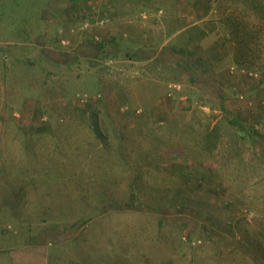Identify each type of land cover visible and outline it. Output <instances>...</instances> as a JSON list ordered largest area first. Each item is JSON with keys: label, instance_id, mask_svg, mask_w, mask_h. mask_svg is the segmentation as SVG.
<instances>
[{"label": "rangeland", "instance_id": "1", "mask_svg": "<svg viewBox=\"0 0 264 264\" xmlns=\"http://www.w3.org/2000/svg\"><path fill=\"white\" fill-rule=\"evenodd\" d=\"M68 1H0V264H264V0Z\"/></svg>", "mask_w": 264, "mask_h": 264}, {"label": "crops", "instance_id": "2", "mask_svg": "<svg viewBox=\"0 0 264 264\" xmlns=\"http://www.w3.org/2000/svg\"><path fill=\"white\" fill-rule=\"evenodd\" d=\"M69 1H68V5L66 6L65 10L64 11L60 10L61 16H60L59 23H57L58 30L62 31L63 32L62 34H64V36L65 35L67 36L66 33H68L67 38H65L62 35H61V37L63 39H66V41H67L66 46L69 49H70V47H72L73 44H75V42H77V45H76L77 46V50H76L77 54L78 53H80L81 55L85 54L87 51H90L89 46H91L92 52L94 51L93 48H95V51L92 53V55H94V54L96 55L97 52H99V48H100L99 46H100L101 42H100V39L98 38L99 36H97L96 34H93V32H92L93 28L92 27H94V25L97 26L98 23H99V25L104 24V23H101L103 20H101L99 22L97 20L90 21V20H87V19H89L87 17L84 19H80V20H78V19L73 20V19H75L74 17L77 16V11L78 10H86V7L88 8L90 6L91 2H87L84 0H79L80 2H78V0H74V1H70V3H69ZM109 8H110V6H109ZM56 11L58 12V10H56ZM143 17L146 18V13ZM152 27H156V26H152ZM75 34H79V37L78 38L72 37ZM78 39L80 41H78ZM87 39H89V40H87ZM141 52H144L145 55L148 56L147 59H155L156 57H158V54H159V51L157 50V46L156 45L152 46V44H149V45L143 47L142 49H141V46L139 44L138 48H137V53H141ZM73 55H75V54H73ZM137 62H139V61H137ZM27 252H29V253H27ZM30 253L31 252L29 250L19 251V250L11 249V254H9L10 259H11V264H19L20 263L19 260L24 259V258H27V260H28L27 263H29V261H31ZM33 256L34 257L32 258V261L37 258V256H35V252H34Z\"/></svg>", "mask_w": 264, "mask_h": 264}, {"label": "trees", "instance_id": "3", "mask_svg": "<svg viewBox=\"0 0 264 264\" xmlns=\"http://www.w3.org/2000/svg\"><path fill=\"white\" fill-rule=\"evenodd\" d=\"M0 1L3 2V0H0ZM0 4H1V3H0ZM143 5H144V4H143ZM113 6H114V5H113ZM116 8H117V6H114V13H115V9H116ZM8 10H10V8H5V9H4L3 7H0V19H2L3 12H6V11H8ZM142 11H144V10H141V12H142ZM141 12H140L141 15H142V13H146V12H142V13H141ZM2 21L5 22L3 19H2ZM36 21H37V20L33 21V23H35ZM17 22H18L20 25H23V26H24V25H28V23H27L26 21H22V20H20V21H17ZM31 26H32V25H31ZM31 26H30V27H31ZM30 27H29V28H30ZM38 35H39V34H36L35 37H37ZM32 36H33V35H32ZM26 37H27L28 39H30V38H31V35H30V34H26V35H24L23 38H22V40H24ZM99 47H100V48H99V52H97V54H96L97 57H98V56L101 57V56L103 55L104 57H107V58L113 59V58H115V57L117 56V54H120V53H121V52H116V53H115V52H111V51H110V52H107V51L105 52V50H108L109 48H108V49L106 48V44H105L104 42L100 43V46H99ZM110 50H111V49H110ZM120 55H121V54H120ZM70 60H71V59H70ZM70 60L68 59L67 62L69 63ZM96 62H97V61H96ZM68 65H69V64H68ZM68 65H67V66H68ZM95 131H96V130H95ZM208 141H209V140H206V139H205V145H208V146H209ZM210 143H211V142H210ZM101 150H102V148H101ZM183 165H185V164H183ZM118 169H119V167H115V166H112V167H111V170H112L113 173L117 172ZM112 172H111V173H112ZM124 172H125V171H124Z\"/></svg>", "mask_w": 264, "mask_h": 264}, {"label": "built area", "instance_id": "4", "mask_svg": "<svg viewBox=\"0 0 264 264\" xmlns=\"http://www.w3.org/2000/svg\"><path fill=\"white\" fill-rule=\"evenodd\" d=\"M106 20H103L101 23H105ZM167 91H168V96L171 97L173 95V93H177L181 91V86L177 83H169L167 85Z\"/></svg>", "mask_w": 264, "mask_h": 264}, {"label": "clouds", "instance_id": "5", "mask_svg": "<svg viewBox=\"0 0 264 264\" xmlns=\"http://www.w3.org/2000/svg\"><path fill=\"white\" fill-rule=\"evenodd\" d=\"M173 83H175V82H173Z\"/></svg>", "mask_w": 264, "mask_h": 264}]
</instances>
